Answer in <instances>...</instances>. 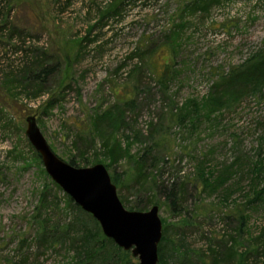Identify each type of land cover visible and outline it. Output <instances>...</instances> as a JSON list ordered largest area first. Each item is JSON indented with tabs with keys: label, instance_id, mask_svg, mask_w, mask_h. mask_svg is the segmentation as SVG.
<instances>
[{
	"label": "rangeland",
	"instance_id": "obj_1",
	"mask_svg": "<svg viewBox=\"0 0 264 264\" xmlns=\"http://www.w3.org/2000/svg\"><path fill=\"white\" fill-rule=\"evenodd\" d=\"M191 1L141 0L122 20L101 23L117 0H0V264H75L67 242L40 244L39 219L60 226L87 219L52 186L25 136L28 117L64 162L100 164L117 175L126 210L146 212L156 201L162 228L172 227V241L193 257L185 264H212L215 252L227 253L217 264H243L239 255L249 245L261 248L253 239L264 230V208L248 206L246 193L250 167L264 159V82L232 85L226 75L264 51V0H220L195 14L185 10ZM175 25L181 39L171 45ZM167 61L174 74L164 89L157 78ZM123 98L135 103L132 112L120 106ZM116 110L125 126L117 127ZM151 145L146 167L155 168L146 175L184 189L179 213L162 192L138 185L144 172L136 161ZM199 161L238 166L229 195L228 188L203 192L195 181ZM43 191L57 205L40 206ZM178 259L166 257L168 264ZM249 264H264V253Z\"/></svg>",
	"mask_w": 264,
	"mask_h": 264
},
{
	"label": "trees",
	"instance_id": "obj_2",
	"mask_svg": "<svg viewBox=\"0 0 264 264\" xmlns=\"http://www.w3.org/2000/svg\"><path fill=\"white\" fill-rule=\"evenodd\" d=\"M137 2H141V0H117V3H115L112 7L109 5L111 8L106 9V12L102 15L100 22L103 23V20H106L107 18L116 19L118 21L122 20V14L128 8L133 7V5H135ZM219 3L220 0H192L189 4H187L185 10L186 12H191V14H195L197 12L201 13L202 11L208 10ZM180 17H182V15ZM181 32V25H175L170 31L169 38L172 42L171 45H175L180 41ZM137 52H139L138 49L135 50L134 53L130 54L128 58L132 59L136 57L135 54ZM243 68V70L239 69L236 72L227 73L228 75H226V78L228 84L252 86L264 82V51L252 56ZM46 71L47 69H43L42 73L45 74ZM173 74L174 71L172 65L167 61L164 63V67L157 78V83L164 89H168L167 85L169 81H171ZM119 103L123 109H127L131 112L133 111L135 103L132 100L123 98L122 100H119ZM199 111V109L195 111V114L197 115ZM116 112H120L122 116L116 121L117 127L125 126L123 113L120 110H116ZM177 112L178 118L175 115L174 116L177 118V122L181 124V122H183L181 114L178 110ZM174 116L172 115V120H174ZM193 120V122H196L198 119L194 117ZM152 147L153 146L151 145V147L144 148L142 154H140V156L137 158L136 164L138 167H142L144 172V175L141 173L138 178V185L141 187L144 185L152 192L156 190L162 192L161 195H164L166 201L170 203L171 207L173 208V212L179 213V209H176L177 207L175 205L181 204V191L184 192V189H176L174 186L169 189L162 185H157L151 176V179H149V175H146V170L148 168H155L153 165H148L146 167V157H151V153L153 152ZM37 157L39 158L38 155ZM157 157L158 156H154L155 159ZM68 164L73 167H77L73 160H70ZM238 172V166L236 167V164L234 163L223 165L220 168H209L205 162L199 161L196 166L195 181L199 182V186L202 188L204 193L218 192L227 189L229 187L227 184ZM248 172L250 176L249 180L253 182V186L250 188V192L246 193L248 195L247 205L252 208L262 209L264 208V159H259L257 163L254 162ZM110 178L116 189H118L120 182L117 175H110ZM144 182L145 184H143ZM261 183L262 186L258 187V185ZM52 186L55 189L60 190V188L53 182ZM229 188L225 190L226 194L228 192V195L231 191ZM70 201L71 200L69 199V202ZM51 202L57 205L56 196L53 197L52 201H49L48 193L43 191V193L40 194V206L47 208ZM155 203L157 204L156 201L151 200L148 202L147 206H153ZM72 206L87 219H83V223H78L76 221L77 219L74 217L70 222L64 223L61 226L59 223L50 225V221L47 219H39L37 235L39 236V241H41L40 244H42V246L45 245V247H50L56 244L63 245L67 242L68 249L71 250L75 255V264H138V262L132 259L129 252H124L111 240L103 236L98 223L89 214L82 212L81 209L76 205ZM127 210L140 212L143 210V208L138 206L129 208ZM241 220L244 221V218L241 217ZM243 223L244 222H241V226L237 229V232H235L236 234L242 231L241 227H243ZM168 228L172 227H167L164 225L162 228V238L158 245V264H168L166 257L174 260L176 257H179L178 260L180 262L175 261L176 264H185L187 262H191L193 257L189 252H187L186 249L182 250L181 246L172 241V235H169ZM253 241L255 243H261V248H259V246L250 247L249 245V248L239 255V258L243 264H249L251 260L256 262L258 258H260V255L264 253V230L262 233L258 234L253 239ZM165 246L169 248L170 254L168 255H166L167 249H165ZM229 251L232 252V256H237V254H239L234 247H231ZM193 254L196 255V260L203 261L202 254ZM226 254L227 253H225V255ZM225 255L215 252L213 255H211L212 264L219 263L221 261L220 258H223Z\"/></svg>",
	"mask_w": 264,
	"mask_h": 264
},
{
	"label": "water",
	"instance_id": "obj_3",
	"mask_svg": "<svg viewBox=\"0 0 264 264\" xmlns=\"http://www.w3.org/2000/svg\"><path fill=\"white\" fill-rule=\"evenodd\" d=\"M25 136L50 180L98 223L105 238L129 252L138 264H158L162 238L158 206L146 212L126 210L106 168L100 164L76 168L61 160L50 149L34 117L26 119Z\"/></svg>",
	"mask_w": 264,
	"mask_h": 264
}]
</instances>
